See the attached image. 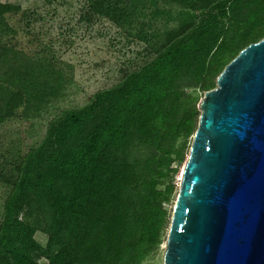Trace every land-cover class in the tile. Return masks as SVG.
I'll return each mask as SVG.
<instances>
[{
	"label": "trees",
	"instance_id": "obj_1",
	"mask_svg": "<svg viewBox=\"0 0 264 264\" xmlns=\"http://www.w3.org/2000/svg\"><path fill=\"white\" fill-rule=\"evenodd\" d=\"M83 2L81 19H104L154 53L84 105L61 111L35 147L8 160L0 264H150L201 98L242 49L264 38V0ZM159 5L178 8L177 22L150 32L164 15ZM36 17L0 2V125L37 118L65 94L53 57L17 38L22 32L28 46L38 42L29 30ZM16 18L24 29L10 23Z\"/></svg>",
	"mask_w": 264,
	"mask_h": 264
},
{
	"label": "water",
	"instance_id": "obj_2",
	"mask_svg": "<svg viewBox=\"0 0 264 264\" xmlns=\"http://www.w3.org/2000/svg\"><path fill=\"white\" fill-rule=\"evenodd\" d=\"M200 111L164 264H264V38L224 68Z\"/></svg>",
	"mask_w": 264,
	"mask_h": 264
},
{
	"label": "rangeland",
	"instance_id": "obj_3",
	"mask_svg": "<svg viewBox=\"0 0 264 264\" xmlns=\"http://www.w3.org/2000/svg\"><path fill=\"white\" fill-rule=\"evenodd\" d=\"M0 2L19 5L22 10L35 12L36 21L29 30L30 37L33 34L38 36V42L28 46V38L22 32L17 38L21 45L30 51L38 52L39 56L53 57L56 67L64 72L67 80L64 96L46 106L39 117L33 119L19 117L0 125L1 218L3 203L10 186L6 182L11 168L8 160L21 157L35 147L43 138L49 121L61 111L84 105L93 93L117 83L124 74L151 59L154 52L148 44L130 39L104 19H95L91 23L81 19L85 13L83 0H58L52 5H45L43 0ZM159 9L164 11V15L153 22L150 32H161L176 25L178 8L159 5ZM10 23L17 24L20 29L25 27L23 22H17V18ZM44 45L47 46V50L41 51ZM191 145L192 142L190 149ZM190 149L175 176V193L167 205L169 215L164 238L159 250L147 259L150 264H164L170 225ZM37 239L41 243L45 241L41 234L37 235ZM40 263L46 264V261Z\"/></svg>",
	"mask_w": 264,
	"mask_h": 264
}]
</instances>
